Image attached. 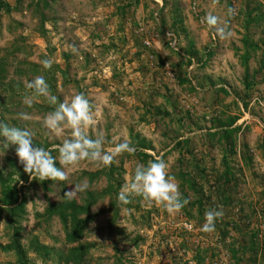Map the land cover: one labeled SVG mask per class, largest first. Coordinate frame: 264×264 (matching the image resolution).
I'll return each mask as SVG.
<instances>
[{
	"label": "rangeland",
	"instance_id": "1",
	"mask_svg": "<svg viewBox=\"0 0 264 264\" xmlns=\"http://www.w3.org/2000/svg\"><path fill=\"white\" fill-rule=\"evenodd\" d=\"M209 12L228 20L230 38L209 30ZM45 58L55 61L51 69L40 63ZM0 68V123L29 130L34 145L50 149L71 135L43 126L54 108L44 97L31 108L23 102L32 95L25 82L43 75L58 102L85 94L98 121L89 134H103L105 149L123 141L136 149L110 167L82 161L68 166L67 181H38L24 172L16 146L0 143V178L23 201L15 222L0 209V243L15 227L26 264H58L54 253L40 258L31 247L36 238L67 248L45 207L74 187L68 184L87 181L88 191H100L106 172L116 191L90 206L80 239L88 264H264V0H0ZM143 153H163L190 200L179 213L141 197L118 202L136 163L151 160L142 162ZM219 206L215 231H201L205 212ZM0 264H17L13 252L0 250Z\"/></svg>",
	"mask_w": 264,
	"mask_h": 264
},
{
	"label": "clouds",
	"instance_id": "2",
	"mask_svg": "<svg viewBox=\"0 0 264 264\" xmlns=\"http://www.w3.org/2000/svg\"><path fill=\"white\" fill-rule=\"evenodd\" d=\"M231 14L232 10L229 9V15ZM203 22L209 30L214 31L219 39L230 38L231 31L227 19L221 20L220 17L209 12L203 17ZM54 62L51 58L40 61L46 70L51 69ZM25 87L32 93L24 97L23 102L27 107L31 108L35 98L41 96L47 100L49 105L54 106L53 110L44 116L43 126L56 135L62 134L65 129L70 130L71 133L70 137L65 138L61 144L46 149L33 144V133L29 130L0 123V137L4 138L0 143H3L4 149H7L9 145L16 146L15 155L30 179L67 181L69 179V173L66 171L68 166L89 161L110 167L116 162L117 157L124 153L135 154L136 149L130 141L115 143L113 147L105 149L106 141L103 134L97 133L95 138L89 134L90 130L97 126L98 121L93 105L84 93H75L70 100L58 102V97L51 93L50 85L43 75L26 81ZM18 117L27 120L30 115L20 112ZM53 151L58 152V156H53ZM2 155L4 152L0 153V156ZM57 162L59 167H57ZM168 168L167 162L163 159V153L146 164L136 163L132 175L117 194L118 202L127 205L131 203L132 198L141 197L161 206L169 214L179 213L189 204L190 200L182 195L175 177L169 174ZM68 185H74L64 192V196L69 200L75 199L80 193L89 189L87 181ZM223 215L222 206L207 210L201 231L214 232L216 220L222 218Z\"/></svg>",
	"mask_w": 264,
	"mask_h": 264
},
{
	"label": "trees",
	"instance_id": "3",
	"mask_svg": "<svg viewBox=\"0 0 264 264\" xmlns=\"http://www.w3.org/2000/svg\"><path fill=\"white\" fill-rule=\"evenodd\" d=\"M1 3L5 5L2 1ZM246 44V43H245ZM246 49L243 50V54L240 56L241 64L243 65V71L245 78L248 77L247 64H246ZM1 69V68H0ZM231 130L224 129L221 133H230ZM224 136V135H223ZM140 155V154H139ZM141 161L144 162L146 157H150L147 154H141ZM151 160L154 158L150 157ZM87 175H95L93 173H85ZM106 185L100 191H86L84 194V198L80 203L76 202L74 199L69 200L65 196L58 201L53 202L47 205L44 209L43 215L45 218L49 219L53 215L57 216L60 221L63 229H64V244L67 246L64 250L54 249L52 246H48L39 242L36 238H33L31 241V247L34 253L40 258H48L50 253H54L56 260L62 264H88L84 257L88 244L81 243L80 239L83 236V231L87 225V223L92 219L93 214H90L89 209L92 204L96 202L103 194H110L116 191L114 182L112 184V177L110 172H106L105 174ZM6 180H1L0 178V209H4L10 219L11 222H15L13 220V215L17 212L23 211V201L18 197L16 190L11 187ZM189 189H194V182H190L189 180ZM119 232L121 230L119 228H115ZM17 229L13 227V232L11 234L10 241L4 244L0 243V250L3 252L11 251L15 256V261L17 264H26V255L22 246L19 244L18 240L15 238Z\"/></svg>",
	"mask_w": 264,
	"mask_h": 264
},
{
	"label": "built area",
	"instance_id": "4",
	"mask_svg": "<svg viewBox=\"0 0 264 264\" xmlns=\"http://www.w3.org/2000/svg\"><path fill=\"white\" fill-rule=\"evenodd\" d=\"M165 35L168 37V40H169V45L172 47V48H175L174 45H175V38L173 36V34L171 32H166L165 31ZM146 43H148V41H145Z\"/></svg>",
	"mask_w": 264,
	"mask_h": 264
}]
</instances>
